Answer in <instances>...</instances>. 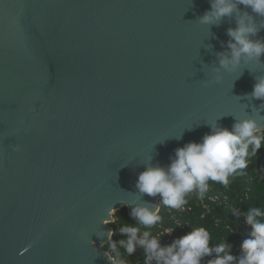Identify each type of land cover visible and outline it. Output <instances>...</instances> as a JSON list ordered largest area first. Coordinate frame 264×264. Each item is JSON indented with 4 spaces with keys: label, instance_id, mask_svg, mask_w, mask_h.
Listing matches in <instances>:
<instances>
[{
    "label": "water",
    "instance_id": "1",
    "mask_svg": "<svg viewBox=\"0 0 264 264\" xmlns=\"http://www.w3.org/2000/svg\"><path fill=\"white\" fill-rule=\"evenodd\" d=\"M209 10L0 0V264H117L105 251L112 211L135 219L134 207L159 205L136 188L148 164L167 167L207 122L264 127V101L249 98L264 57L206 83L236 27L200 24Z\"/></svg>",
    "mask_w": 264,
    "mask_h": 264
},
{
    "label": "clouds",
    "instance_id": "2",
    "mask_svg": "<svg viewBox=\"0 0 264 264\" xmlns=\"http://www.w3.org/2000/svg\"><path fill=\"white\" fill-rule=\"evenodd\" d=\"M209 2L210 10L199 17L200 24L218 26L225 18L235 19L236 22V27L227 31L230 37L227 44L229 51L218 54L219 67L214 69V79L206 82L219 83L223 80L221 70L234 73L242 65L259 63L264 57V40L255 39L264 29V0ZM249 98L264 101V77H257ZM207 124L211 132L199 143L190 142L176 149L167 167L146 166L136 184L141 194L153 197L159 195L164 207L182 209L187 204L186 197L189 194L195 193L198 198H204L209 190V180L228 187L230 177L243 174L249 167L250 158L257 157L264 147V127L257 119L236 118L231 130L219 126L217 120ZM13 150L19 151L20 146L14 145ZM160 211V205L155 209L147 205L136 206L131 215L139 225L150 228L161 220ZM243 215L252 231L242 240L239 258L232 254V246L228 243L210 247L211 234L203 226L193 228L190 233L167 246H161L158 237L149 238L148 231L140 237L138 227L125 226L120 231L127 240L112 241L111 251L117 253L118 243L131 256L139 245L145 251L146 261L156 260L157 264H202L204 257L212 256L213 253L216 258L209 260L208 264H264V211L253 206ZM111 216L115 222V210ZM165 231L171 232L173 229Z\"/></svg>",
    "mask_w": 264,
    "mask_h": 264
},
{
    "label": "trees",
    "instance_id": "3",
    "mask_svg": "<svg viewBox=\"0 0 264 264\" xmlns=\"http://www.w3.org/2000/svg\"><path fill=\"white\" fill-rule=\"evenodd\" d=\"M209 190L200 199L195 193L189 194L186 207L191 211L180 214L172 208L161 205V197L155 196L161 206V220L154 226L146 228L139 225L136 219L128 216L127 208H122L116 213L115 222L110 226L113 229L111 240L106 244L105 251L109 252L117 264H157L156 260L146 261L145 251L139 245L136 246L134 254L128 256L124 249L117 243V253L111 251V242L127 240L126 235L120 231L125 226H136L139 228L138 235L143 236V232L150 233L149 238L158 237L161 246L171 245L174 240L190 233L193 228L205 227L211 234L210 247L220 243H228L232 246V254L239 258L241 256V243L252 231L244 219L253 206L264 211V147L257 157H251L249 167L243 174H236L230 177L228 187L209 180ZM217 196L215 202L211 197ZM209 208L205 209L202 204ZM179 224V225H178ZM172 228V237L161 235L166 229ZM216 254L204 257L202 264H208L209 260L215 259Z\"/></svg>",
    "mask_w": 264,
    "mask_h": 264
},
{
    "label": "built area",
    "instance_id": "4",
    "mask_svg": "<svg viewBox=\"0 0 264 264\" xmlns=\"http://www.w3.org/2000/svg\"><path fill=\"white\" fill-rule=\"evenodd\" d=\"M210 200L211 201H213V202H215L216 200H217V196H215V197H211L210 198ZM202 204L204 205V208L205 209H208L209 207L206 205V204H204V201L202 200ZM174 211H176V212H178V213H180V214H183V213H186L187 211H191V208L190 207H186V206H184L182 209H174ZM179 225V224H178ZM168 235V236H170V237H172V235H173V231H171V232H164V233H161L160 234V236L161 235Z\"/></svg>",
    "mask_w": 264,
    "mask_h": 264
},
{
    "label": "rangeland",
    "instance_id": "5",
    "mask_svg": "<svg viewBox=\"0 0 264 264\" xmlns=\"http://www.w3.org/2000/svg\"><path fill=\"white\" fill-rule=\"evenodd\" d=\"M118 211H116L115 213H117ZM113 223V222H112Z\"/></svg>",
    "mask_w": 264,
    "mask_h": 264
}]
</instances>
